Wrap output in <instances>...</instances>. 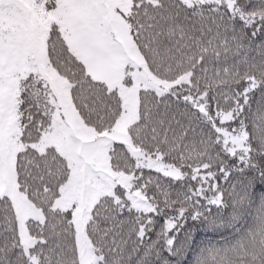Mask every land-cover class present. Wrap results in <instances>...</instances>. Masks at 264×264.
Masks as SVG:
<instances>
[{"label": "snow or ice", "instance_id": "1", "mask_svg": "<svg viewBox=\"0 0 264 264\" xmlns=\"http://www.w3.org/2000/svg\"><path fill=\"white\" fill-rule=\"evenodd\" d=\"M0 264H264V0H0Z\"/></svg>", "mask_w": 264, "mask_h": 264}]
</instances>
